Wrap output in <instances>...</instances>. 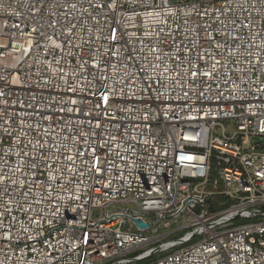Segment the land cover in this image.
<instances>
[{"label":"built area","instance_id":"built-area-1","mask_svg":"<svg viewBox=\"0 0 264 264\" xmlns=\"http://www.w3.org/2000/svg\"><path fill=\"white\" fill-rule=\"evenodd\" d=\"M261 139L264 0H0V264H264Z\"/></svg>","mask_w":264,"mask_h":264},{"label":"rangeland","instance_id":"rangeland-1","mask_svg":"<svg viewBox=\"0 0 264 264\" xmlns=\"http://www.w3.org/2000/svg\"><path fill=\"white\" fill-rule=\"evenodd\" d=\"M225 128H226V130H225L226 133L229 134V135L234 130V128L232 127L231 122H228L227 124H225ZM121 206L122 205H119V206H116V207H121ZM110 208H112V207H110ZM97 213H98V210H94L93 211V215H96ZM163 232H164V229H160L159 231H157L156 233H154V235H157L158 234L159 237H156V239L153 242H151L147 246H144L139 251H142L143 249H148L149 250L148 253H151V254L155 251L153 253L154 254L153 256H158L160 254H163V253L168 252L170 249H168V248L165 247V243L168 240V238L167 237H162L163 236ZM148 233H151V232L148 231ZM139 251H136L135 253H137ZM142 262H144V261L136 262V263H132V264H140Z\"/></svg>","mask_w":264,"mask_h":264},{"label":"water","instance_id":"water-1","mask_svg":"<svg viewBox=\"0 0 264 264\" xmlns=\"http://www.w3.org/2000/svg\"><path fill=\"white\" fill-rule=\"evenodd\" d=\"M256 139H257V138L254 137V140H256ZM260 142L264 143V139H261ZM135 222H136L138 225H140L141 227H146V226H147L146 224L142 223V222L139 221V220H135Z\"/></svg>","mask_w":264,"mask_h":264}]
</instances>
